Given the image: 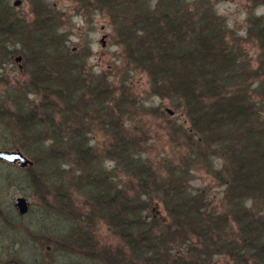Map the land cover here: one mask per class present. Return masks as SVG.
<instances>
[{"label":"trees","instance_id":"trees-1","mask_svg":"<svg viewBox=\"0 0 264 264\" xmlns=\"http://www.w3.org/2000/svg\"><path fill=\"white\" fill-rule=\"evenodd\" d=\"M95 1L105 7L118 27L125 62L143 70L155 91L169 94L178 107L184 108L190 129L198 133L191 136L199 149L196 155L206 158L209 148L210 154L216 155L213 144H221L225 150L226 165L221 164L223 168L216 171L217 177L226 171L224 206H212L200 190L170 191L163 183L171 219L162 222L151 213L145 216L142 203L149 202L150 195L133 203L113 183L112 169L107 170L108 181L105 179L103 166L90 156L89 144L84 142L87 132H81L76 124L84 115L88 124L92 118L103 116L106 125L109 121L115 128L113 124L121 118L117 109L123 101L109 94L107 82L100 84L94 77L89 85L83 86L82 80L73 85L80 61L62 44L58 25L48 17L41 1L33 0V19L41 21L38 24L43 30L40 36L26 34L23 39L29 53L23 55L22 66L35 70L30 85L23 86L29 90L26 95L33 90L39 98L33 104L26 97L16 99L20 104L16 114L19 131L30 141L23 151L32 161V166L20 168L23 175L36 183L44 176L43 159L50 162L51 169L68 168L70 158L81 162L83 190L94 200L88 213H102L143 264H212L215 256L222 255L235 264H264V99L253 101L255 88L262 86L251 76L264 70V13L247 18L246 32L261 42L258 67L252 68L240 38L230 35L211 0ZM249 1L264 6V0ZM9 13L0 16L1 35L3 26L10 23ZM13 33L6 30L3 36L16 37ZM130 154L134 158H125L131 160L124 162L125 167L138 173L144 160L137 153ZM114 158L120 162L118 156ZM100 180L105 186L98 190ZM58 210L69 211L66 206ZM78 235L85 237L84 232ZM178 236L181 240L175 244ZM101 257L113 261L109 255ZM32 259L31 253L24 251L5 264H32Z\"/></svg>","mask_w":264,"mask_h":264},{"label":"rangeland","instance_id":"rangeland-1","mask_svg":"<svg viewBox=\"0 0 264 264\" xmlns=\"http://www.w3.org/2000/svg\"><path fill=\"white\" fill-rule=\"evenodd\" d=\"M35 1H41L48 17L58 25L62 44L80 61L73 85L81 80L83 86L89 85L94 77L100 84L107 82L109 94L123 101L121 108L114 107L121 116L116 124L111 120L115 128L109 126V121L107 126L103 116L92 118L88 124L84 115L83 120L76 124L81 132H87L84 142L89 144L90 156L103 166L105 179L107 170L112 169L113 183L118 184L123 196L133 203H140L150 195L149 202L142 203L146 207L145 216L151 213L162 222L171 219L164 202L163 183L170 191L178 189L196 193L200 190L204 193L202 195L208 196L212 206L222 208L226 171L223 170V175L218 177L216 171L223 168H220L221 164L226 165L225 150L221 144H213L216 155L210 154V148L206 151L209 153L206 158L196 155L199 149L194 146L196 139L191 136L198 133L190 129L184 108L178 107L169 94L160 95L155 91L143 70L132 62H125L123 44L118 40V27L105 7L95 0ZM211 2L230 29V35L233 33L240 38L251 67L255 68L261 42L246 32L247 18L252 14H263L264 6L251 5L249 0ZM33 6L30 0H0V16L10 10V23L3 26L2 35L0 32V149L18 150L24 155L23 146L29 140L19 131L16 114L20 104L16 99L26 97L29 104L39 99L33 90L26 95L29 90L24 86L30 85L31 78H35V70L22 66L23 60L25 62L23 55L29 53L23 39L26 34L40 36L43 30L38 24L41 21L34 22ZM39 9L42 11L41 5ZM6 30L14 32L16 37L10 34L4 38ZM55 42L59 45L57 40ZM17 56H20L18 62ZM261 71L251 75L258 78L257 82L262 86L255 88L253 101L264 99V70ZM255 103L260 104L258 100ZM261 112L263 115L262 108ZM83 122L86 125L82 126ZM130 153H137L144 160L138 173L125 167L124 162L131 163L125 159L132 157ZM191 154L195 161H192ZM115 156L120 162L114 160ZM43 163L44 176L34 183L32 180L28 182L23 175L21 169L25 166L0 159V264L8 263L24 251L31 253L32 264H116L117 261L143 264L134 258L131 244L121 241L109 227L102 213H88L94 200L83 190L85 180L78 165L81 162L70 158L71 165L68 168L60 166V169H51L50 162H44V159ZM169 183L170 186L167 185ZM104 186L105 182L100 180L97 189ZM17 196L26 199L27 211L24 213H19L13 205ZM62 206L69 211H59ZM78 232H84L85 237ZM176 240L175 244L181 237ZM102 255H109L113 261H106ZM185 256H190V252ZM212 264L235 263L222 255L215 256Z\"/></svg>","mask_w":264,"mask_h":264},{"label":"water","instance_id":"water-1","mask_svg":"<svg viewBox=\"0 0 264 264\" xmlns=\"http://www.w3.org/2000/svg\"><path fill=\"white\" fill-rule=\"evenodd\" d=\"M103 41V38L101 39ZM19 59V56L16 57V60ZM167 110L171 113L172 111L167 108ZM0 159L15 162L19 166H26L30 164L32 161L26 155H24L21 151L18 150H9V149H0ZM14 207L18 210L19 213H24L27 211V202L23 196H17L13 200Z\"/></svg>","mask_w":264,"mask_h":264},{"label":"flooded vegetation","instance_id":"flooded-vegetation-1","mask_svg":"<svg viewBox=\"0 0 264 264\" xmlns=\"http://www.w3.org/2000/svg\"><path fill=\"white\" fill-rule=\"evenodd\" d=\"M19 59H20V56H19ZM19 59H17V62H18Z\"/></svg>","mask_w":264,"mask_h":264}]
</instances>
